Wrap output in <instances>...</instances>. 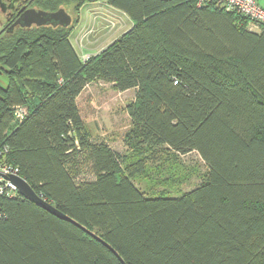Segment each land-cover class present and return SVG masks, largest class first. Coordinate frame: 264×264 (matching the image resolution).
<instances>
[{"label": "trees", "instance_id": "obj_1", "mask_svg": "<svg viewBox=\"0 0 264 264\" xmlns=\"http://www.w3.org/2000/svg\"><path fill=\"white\" fill-rule=\"evenodd\" d=\"M96 2L132 26L82 61L69 38L80 9ZM27 8H63L72 22L0 32L6 162L124 264H264V26L250 31L247 18L197 0H27ZM94 81L135 91L130 157L94 139L80 116L77 98ZM191 152L206 167L192 190L147 196L134 185L157 154ZM0 204V264H123L19 194Z\"/></svg>", "mask_w": 264, "mask_h": 264}, {"label": "rangeland", "instance_id": "obj_2", "mask_svg": "<svg viewBox=\"0 0 264 264\" xmlns=\"http://www.w3.org/2000/svg\"><path fill=\"white\" fill-rule=\"evenodd\" d=\"M257 2L264 10V0H257ZM87 8L88 6L85 5L79 11L80 17L89 22H86L76 44H81L82 39L79 37L88 40L83 33L85 30L94 29L92 25L98 17L103 23L101 27L103 36L98 39L92 48L83 52L78 49L77 52L81 55L80 57L97 53L100 48L110 44L130 28L128 27L130 21L122 16L123 14L121 15V17H124L123 19H119V14L115 15L116 17L111 15L97 17V14L93 13L94 11L87 12ZM66 12L72 14V11ZM93 16H95L94 19ZM77 29H79L78 26L75 31ZM134 94L133 89L119 92L111 83L94 81L84 88L78 98L79 112L92 137L105 141L114 152L128 157L131 156L132 149L126 138L132 122L126 108L133 102ZM156 157L149 163L147 178L138 177L133 181L134 185L147 196L160 191H167L172 195L171 197H179L181 193L188 192L196 187L206 172L205 164L196 152L183 156H167L160 153ZM82 179L91 180L92 177L86 172Z\"/></svg>", "mask_w": 264, "mask_h": 264}, {"label": "water", "instance_id": "obj_3", "mask_svg": "<svg viewBox=\"0 0 264 264\" xmlns=\"http://www.w3.org/2000/svg\"><path fill=\"white\" fill-rule=\"evenodd\" d=\"M72 18L63 8L58 9L55 12H45L42 10H36L34 8H21L19 11V15L17 19L10 25L9 29L6 31H11L15 27L19 26L21 28H31L32 26L41 27L50 25L52 27H68L71 25ZM1 32V31H0ZM4 180H6L9 184L15 187L17 193L25 198L26 200L35 203L40 208L44 209L48 213L54 215L55 217L72 222L73 224L81 227L86 232H88L91 236H93L98 241L102 242L108 249L112 251L113 254L120 260L121 263L124 264L120 256L102 239L97 237L94 233L89 232L84 227L80 226L78 223L61 213L56 207H54L51 203L39 197L36 192L31 188V186L18 175H0Z\"/></svg>", "mask_w": 264, "mask_h": 264}, {"label": "built area", "instance_id": "obj_4", "mask_svg": "<svg viewBox=\"0 0 264 264\" xmlns=\"http://www.w3.org/2000/svg\"><path fill=\"white\" fill-rule=\"evenodd\" d=\"M207 3H214L226 12L237 13L247 18L249 20L248 29L250 31H257L261 26H264V10L258 5L257 0H197V5H205ZM89 31L92 32V30ZM88 58V55H83L81 60L85 61ZM25 113V108L17 107L15 109V118L17 121H21ZM7 153L8 147L6 145H0V175L19 176L18 168L6 162ZM16 194L18 193L15 187L0 176V202L2 198L13 197ZM41 198L43 199V197ZM4 217L5 215L0 204V219Z\"/></svg>", "mask_w": 264, "mask_h": 264}, {"label": "crops", "instance_id": "obj_5", "mask_svg": "<svg viewBox=\"0 0 264 264\" xmlns=\"http://www.w3.org/2000/svg\"><path fill=\"white\" fill-rule=\"evenodd\" d=\"M258 3V2H257ZM87 6H88V8L86 9V11L87 12H93V13H96L97 15V17L98 16H100V15H104V16H106V15H111V16H115V15H120V18L119 19H123L124 17H121V15L123 14L122 12H120V11H118V10H116V9H114V8H112V7H110V6H108L106 3H104V2H96V3H92V4H87ZM89 14V13H88ZM92 16V15H91ZM122 16H125L129 21H130V25L128 26V27H131L132 25H131V20L125 15V14H123ZM94 17L95 16H93V19H94ZM116 17V16H115ZM90 20H91V18H90ZM86 22H89V21H86V20H83V18L82 17H80L79 18V23L76 25V27L78 26L79 27V29H77V31H75V28L73 29V31H72V33H71V35H70V38H69V40H70V42H71V44H72V46H73V48L75 49V51L77 52L78 51V49L80 50V51H85V50H87V49H90V48H92V46H94V44L98 41V39L100 38V37H102L103 36V33H102V25H103V23L100 21V19H99V17L97 18V20H96V22H94V24L92 25L93 26V30H92V32H89V31H87V30H85V32L83 33L84 34V36H86L87 37V39L88 40H84V38H81V37H79L80 39H82V41H81V44L79 45H77L76 44V41H77V39H78V36H80L81 35V32L83 31V29H84V27H85V24H86ZM91 26V27H92ZM95 26V27H94ZM82 37H83V35H82ZM119 37V36H118ZM117 37V38H118ZM116 38V39H117ZM86 39V38H85ZM115 39V40H116ZM113 42V41H112ZM111 43V42H110ZM109 45V44H108ZM108 45H106V46H108ZM105 46V47H106ZM77 47V48H76ZM105 47H102V48H100V50L98 51V52H100L101 50H103ZM97 52V53H98ZM87 53V52H86ZM85 53V54H86ZM77 54H78V52H77ZM94 54H96V53H94ZM79 55V57L81 56L80 54H78ZM81 58V57H80ZM80 96V95H79ZM79 98V97H78ZM78 98H77V106H78ZM78 109H79V107H78ZM80 113V112H79ZM80 116H81V114H80ZM82 118V117H81Z\"/></svg>", "mask_w": 264, "mask_h": 264}, {"label": "flooded vegetation", "instance_id": "obj_6", "mask_svg": "<svg viewBox=\"0 0 264 264\" xmlns=\"http://www.w3.org/2000/svg\"><path fill=\"white\" fill-rule=\"evenodd\" d=\"M21 8L27 9V0H0V31L9 29Z\"/></svg>", "mask_w": 264, "mask_h": 264}]
</instances>
